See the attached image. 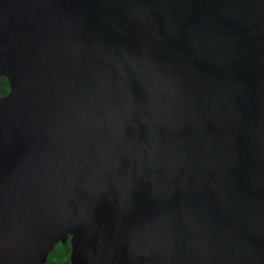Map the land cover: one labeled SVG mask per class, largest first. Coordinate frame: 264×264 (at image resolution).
Here are the masks:
<instances>
[{
  "label": "water",
  "instance_id": "water-1",
  "mask_svg": "<svg viewBox=\"0 0 264 264\" xmlns=\"http://www.w3.org/2000/svg\"><path fill=\"white\" fill-rule=\"evenodd\" d=\"M0 264H264V0H0Z\"/></svg>",
  "mask_w": 264,
  "mask_h": 264
},
{
  "label": "trees",
  "instance_id": "trees-1",
  "mask_svg": "<svg viewBox=\"0 0 264 264\" xmlns=\"http://www.w3.org/2000/svg\"><path fill=\"white\" fill-rule=\"evenodd\" d=\"M9 92V85L5 77L0 76V98ZM70 253V245L67 241L66 244H57L53 251L49 254L45 264H70L68 255Z\"/></svg>",
  "mask_w": 264,
  "mask_h": 264
},
{
  "label": "flooded vegetation",
  "instance_id": "flooded-vegetation-1",
  "mask_svg": "<svg viewBox=\"0 0 264 264\" xmlns=\"http://www.w3.org/2000/svg\"><path fill=\"white\" fill-rule=\"evenodd\" d=\"M68 242H69V239H68ZM66 244V243H65ZM70 245V244H69ZM68 257H69V255H68Z\"/></svg>",
  "mask_w": 264,
  "mask_h": 264
}]
</instances>
